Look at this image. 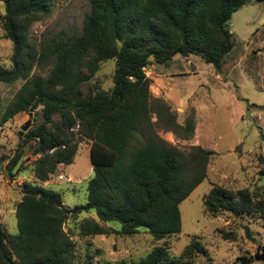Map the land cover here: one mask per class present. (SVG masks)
Here are the masks:
<instances>
[{"label":"trees","instance_id":"obj_1","mask_svg":"<svg viewBox=\"0 0 264 264\" xmlns=\"http://www.w3.org/2000/svg\"><path fill=\"white\" fill-rule=\"evenodd\" d=\"M248 1L88 0L79 34L62 30L36 44L29 40L30 27L50 13L51 0H0L2 37L11 43V66L0 69V82L24 81L0 123L28 112L35 102L42 117L36 127L19 132L24 136L19 147L35 143L36 181L20 184L17 232L8 233L0 222V264H77L75 243L63 224L81 210H94L97 218L80 224L81 236L108 235L112 230L99 221L118 222L114 232L123 236L144 227L156 241L180 232L179 204L206 177L211 152L192 146L184 155L159 136L156 126L188 139L193 120L176 121L165 100L151 94L144 69L150 59L166 64L176 54L198 55L219 69L234 47L228 22ZM107 59H115L110 91L84 93L82 86ZM45 64L51 68L44 78L29 76L34 66ZM82 138L91 143L93 175L86 202L68 215L61 194L37 183L46 182L57 165L71 164ZM17 160L15 154L4 166L10 179ZM203 206L212 217L227 211L264 221V197L247 189L213 185ZM204 253L191 240L178 257L157 245L137 263L116 264H193L194 256Z\"/></svg>","mask_w":264,"mask_h":264},{"label":"rangeland","instance_id":"obj_2","mask_svg":"<svg viewBox=\"0 0 264 264\" xmlns=\"http://www.w3.org/2000/svg\"><path fill=\"white\" fill-rule=\"evenodd\" d=\"M88 12V0H51L50 13L31 25L29 40L38 44L62 30L79 34ZM2 13L4 6L0 2ZM228 26L234 47L219 69L194 54H176L166 64L150 59L144 69L150 78L151 94L165 100L176 121L183 124L188 118L193 120L188 139L156 126L159 136L184 155L190 153L192 146L211 152L206 177L179 204L180 232L156 241L144 227L123 236L114 232L120 226L118 222L99 221L112 230L108 235L81 236L80 224L86 219L97 220L94 210L67 213L63 229L75 243V263H137L157 245L167 247L171 256L178 257L191 240H196L205 253L196 254L193 264H241V258L244 264H264V259L253 258L256 250L264 247L262 219L256 214L237 217L227 211L212 217L203 206L204 196L213 185L231 192L247 189L256 198L264 197V2L248 1L232 13ZM10 55L11 43L2 37L0 27V69L10 68ZM50 68V64L34 66L29 76L44 78ZM114 69L115 59L100 62L98 70L82 86L83 92L110 91ZM23 83L0 82V116ZM169 100L173 104L175 100L178 107ZM40 109L36 106L31 117L29 111H21L0 123V222L10 234L17 232L14 209L21 198L20 184L36 181L31 167L38 157L35 143L30 141L19 147L24 138L19 132H23L21 126L27 121L28 130L40 124ZM53 120H58L57 115ZM90 144V140L80 139L73 162L57 165L46 182L37 183L59 192L62 205L70 210L86 202L87 182L93 175ZM15 154L18 160L10 179L4 166ZM224 232L229 235L224 236Z\"/></svg>","mask_w":264,"mask_h":264},{"label":"water","instance_id":"obj_3","mask_svg":"<svg viewBox=\"0 0 264 264\" xmlns=\"http://www.w3.org/2000/svg\"><path fill=\"white\" fill-rule=\"evenodd\" d=\"M36 107V102L34 104H32V106L29 108V117H31V112L33 111V109ZM247 118L249 120H251V122L253 123V120L250 118L249 114L247 113ZM30 125V122L27 121L23 126H21V131L25 132L28 130ZM62 209L66 212V213H72L73 210L67 209L65 208L63 205L61 206ZM254 260H263L264 259V247H262L261 249H257L255 255L253 256ZM240 263L244 264V260L241 258L240 259Z\"/></svg>","mask_w":264,"mask_h":264},{"label":"crops","instance_id":"obj_4","mask_svg":"<svg viewBox=\"0 0 264 264\" xmlns=\"http://www.w3.org/2000/svg\"><path fill=\"white\" fill-rule=\"evenodd\" d=\"M156 97H158V96H156ZM174 101V104H173V102H172V100H169L168 102H170L171 104H173L174 105V107H178V104H177V102L175 101V100H173ZM176 105V106H175Z\"/></svg>","mask_w":264,"mask_h":264},{"label":"built area","instance_id":"obj_5","mask_svg":"<svg viewBox=\"0 0 264 264\" xmlns=\"http://www.w3.org/2000/svg\"><path fill=\"white\" fill-rule=\"evenodd\" d=\"M59 177H61V176H59Z\"/></svg>","mask_w":264,"mask_h":264}]
</instances>
